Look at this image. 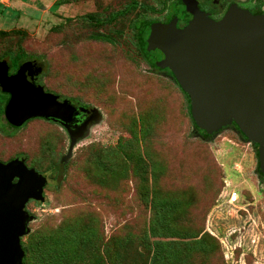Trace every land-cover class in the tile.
<instances>
[{"label":"rangeland","instance_id":"rangeland-1","mask_svg":"<svg viewBox=\"0 0 264 264\" xmlns=\"http://www.w3.org/2000/svg\"><path fill=\"white\" fill-rule=\"evenodd\" d=\"M56 1L0 0V56L40 58L49 90L100 116L73 143L56 120L16 130L0 120V159L23 155L47 176L44 201L26 203L24 264H264L255 142L234 124L211 137L196 131L172 74L136 45L131 23L161 16L146 7L162 0H136L146 7L115 21L110 12L135 0ZM91 11L105 21H89ZM60 247L80 257L60 259Z\"/></svg>","mask_w":264,"mask_h":264},{"label":"water","instance_id":"water-1","mask_svg":"<svg viewBox=\"0 0 264 264\" xmlns=\"http://www.w3.org/2000/svg\"><path fill=\"white\" fill-rule=\"evenodd\" d=\"M186 11L189 21L182 27L175 17L150 25L146 43L154 62L170 68L188 93L198 125L213 133L235 123L257 143L264 172V13L232 5L216 20L189 5ZM0 89L11 93L5 112L14 124L35 117L56 120L70 130L71 143L100 116L92 105L61 98L37 83L24 65L15 74L1 73ZM46 182V174L27 165L24 156L0 159V264H24L21 237L33 218L26 203L44 201Z\"/></svg>","mask_w":264,"mask_h":264},{"label":"flooded vegetation","instance_id":"flooded-vegetation-1","mask_svg":"<svg viewBox=\"0 0 264 264\" xmlns=\"http://www.w3.org/2000/svg\"><path fill=\"white\" fill-rule=\"evenodd\" d=\"M162 3L163 5L159 9H156L153 6L150 7V8L155 9L157 12L160 11L161 16H154L153 18H144V17H141V18L151 20V24H152L154 21L168 22L175 17L176 25L178 27H182L186 25L189 21V16L186 11L187 5H189L194 11L196 10L203 11L207 13L210 17L216 20L223 17V15L232 5H237L239 7L249 9L253 13H264V0H162ZM147 38H148V32L145 37V42ZM152 52H153L152 55H154L152 57L154 59L155 54L153 50ZM146 59L149 60L148 58ZM14 60H16V62ZM22 65H24L27 72L29 73V77L33 78L37 83L44 85L40 81V76H41L40 71L43 70L42 68H43V65H45V63L42 62L40 58L32 57V56H23L20 58H16L11 55L0 56V74L1 73L15 74L17 73V71L20 69ZM152 67L155 68L153 65ZM158 67L159 68L156 67L155 69L168 71L167 70L168 67L166 68H162L160 66ZM45 88L48 89L46 86ZM0 91L3 92V94L8 95V98L5 103V108H6V105L11 96V93L8 91H3L1 89ZM60 97L66 98V97H62L61 95ZM79 102L81 101L79 100ZM0 120L4 122L2 115H0ZM18 156H23V155H18ZM31 200H34V199H30L29 201Z\"/></svg>","mask_w":264,"mask_h":264},{"label":"trees","instance_id":"trees-1","mask_svg":"<svg viewBox=\"0 0 264 264\" xmlns=\"http://www.w3.org/2000/svg\"><path fill=\"white\" fill-rule=\"evenodd\" d=\"M67 1H69V0H57L56 1V4H60V3H63V2H67ZM2 4L0 3V6H1ZM139 6H143V8H145L146 6L144 5V4H139L138 3V1H131V4L130 5H125V7L121 10V11H115V12H110V14H109V19L111 20H116L117 19V17H119V16H125V15H128V14H130L131 12H133L137 7H139ZM147 9H152V8H150V6H147L146 7ZM0 10H1V8H0ZM102 12H98V11H91V12H88L87 14H86V16H87V18L89 19V21H92V22H94V23H97V24H100L103 20L105 21V18H103L102 16V14H101ZM150 24H151V20H149V19H143V18H138L137 20H135V21H133L132 23H131V26H132V29H133V31H134V36H135V38H136V44H137V46H138V48H139V50L140 51H142L141 50V46H144V47H147V48H149L150 49V47H148L147 46V44H146V42H145V37H146V35H147V32H148V29H149V26H150ZM104 34H106V36L109 34V31L108 32H105ZM94 35V34H93ZM103 36V34H102V32H98V34H95L94 35V37H102ZM151 50V49H150ZM142 53V52H141ZM151 53L153 54V52H152V50H151ZM14 55L16 58H20V57H23V56H28L27 54H19V53H17L16 52V54H13V52H9V51H7L6 53H4L3 55ZM143 54V53H142ZM2 56V55H1ZM152 56H154V55H152ZM15 62H16V60H14ZM150 63H151V65H153L155 68L157 67V68H159L158 66H156V64H155V62H154V59H153V57L152 58H150V60H148ZM167 70L170 72V74H172V76H173V78L175 79V81L177 82V80H176V78L174 77V75H173V72L171 71V69H169V68H167ZM178 83V82H177ZM178 85H179V83H178ZM180 86V85H179ZM180 88H181V86H180ZM181 90L185 93V95L188 97V104H187V106H188V112H189V114H190V116H191V119H192V122H193V124H194V128H195V130L196 131H198L199 133H201L202 135H204L205 137H211L215 132H213V133H210V132H208L207 130H205L204 128H202L200 125H198V123L195 121V119H194V117H193V115H192V112H191V104H190V97H189V95H188V93L187 92H185L182 88H181ZM0 100H1V108H0V114L3 116V119H4V125L6 126V127H8V128H12L13 130H16V129H18V128H20L22 125H16V124H14L8 117H7V115H6V113H5V103H6V100H7V98H8V95H6V94H3V92H1L0 91ZM234 125H236L237 126V124H235L234 123ZM238 127V126H237ZM238 129H239V127H238ZM242 133V132H241ZM243 134V133H242ZM244 135V134H243ZM245 136V135H244ZM255 145H256V147H257V143H254ZM256 153H257V156H258V152H257V149H256ZM257 170H258V172H259V174H260V176H264V172H262L260 169H259V162H258V166H257ZM155 223L153 222V224L151 225V229H150V231L151 232H153V234H155V235H158V234H160V233H157L158 231L157 230H159V229H155ZM168 227V226H167ZM169 228V227H168ZM171 230V229H170ZM173 232H177V231H174V230H171V232H166L167 234H173ZM166 233H164V234H166ZM68 248H66V247H60L59 248V250H62V251H60V252H58V254H56L60 259H67L66 258V256H68V255H66V253L65 252H68L69 253V251L72 253V255L74 256V258H79L80 257V254L81 253H79L78 252V250L77 249H73V250H67ZM70 254V253H69ZM96 261H98V259L96 260ZM96 263V262H95Z\"/></svg>","mask_w":264,"mask_h":264},{"label":"built area","instance_id":"built-area-1","mask_svg":"<svg viewBox=\"0 0 264 264\" xmlns=\"http://www.w3.org/2000/svg\"><path fill=\"white\" fill-rule=\"evenodd\" d=\"M233 194H234V193H233ZM228 195H229V197L231 196L229 192H228Z\"/></svg>","mask_w":264,"mask_h":264}]
</instances>
